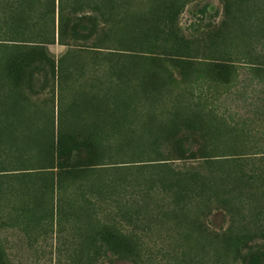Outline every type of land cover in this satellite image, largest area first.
Masks as SVG:
<instances>
[{
    "label": "rangeland",
    "instance_id": "rangeland-1",
    "mask_svg": "<svg viewBox=\"0 0 264 264\" xmlns=\"http://www.w3.org/2000/svg\"><path fill=\"white\" fill-rule=\"evenodd\" d=\"M62 9L59 39L58 0H0V264H132L110 232L231 264L264 229V0Z\"/></svg>",
    "mask_w": 264,
    "mask_h": 264
},
{
    "label": "trees",
    "instance_id": "trees-1",
    "mask_svg": "<svg viewBox=\"0 0 264 264\" xmlns=\"http://www.w3.org/2000/svg\"><path fill=\"white\" fill-rule=\"evenodd\" d=\"M59 2V39L63 38L67 31L70 30L69 27H66V17L62 9V4L65 0H58ZM73 33L78 32V25H74L71 28ZM179 153L189 154L193 156L194 151L187 149L185 141H181L179 146ZM74 159H81L80 155H75ZM108 243L111 251L117 254L123 260H129L132 264H140L134 257L133 249L131 245L125 240L124 237L110 232L108 234ZM233 258L231 264H264V229H256L253 232L248 233L238 239L237 244L233 247Z\"/></svg>",
    "mask_w": 264,
    "mask_h": 264
}]
</instances>
